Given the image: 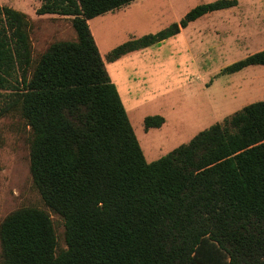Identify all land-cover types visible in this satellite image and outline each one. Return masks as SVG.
I'll return each instance as SVG.
<instances>
[{
  "label": "trees",
  "instance_id": "trees-1",
  "mask_svg": "<svg viewBox=\"0 0 264 264\" xmlns=\"http://www.w3.org/2000/svg\"><path fill=\"white\" fill-rule=\"evenodd\" d=\"M137 0H42L37 14L70 18L76 41L34 59L29 16L0 5V116L29 128L30 173L62 218L25 207L0 225V264H264V101L235 112L149 163L111 81L90 21ZM237 4L196 6L179 24L130 40L109 63ZM264 66V50L223 70ZM160 116L145 129L161 128Z\"/></svg>",
  "mask_w": 264,
  "mask_h": 264
},
{
  "label": "rangeland",
  "instance_id": "rangeland-1",
  "mask_svg": "<svg viewBox=\"0 0 264 264\" xmlns=\"http://www.w3.org/2000/svg\"><path fill=\"white\" fill-rule=\"evenodd\" d=\"M213 1L216 0H137L90 21L107 73L117 87L149 163L188 143L210 126L223 123L244 107L264 101V66L222 73L226 67L243 60L240 56L244 54L228 49L225 34L205 37L201 44L191 29L187 37H171L120 61L107 62L106 56L116 47L161 32L176 23L185 10ZM239 1L257 4L264 12V0ZM0 5L29 16L36 60L54 42L77 40L70 18L37 14L42 0H0ZM256 12V8L248 10L251 14ZM154 116L164 118L165 124L147 131L145 119ZM29 137V128L18 114L0 116V225L18 209H44L52 217L60 252L66 248L64 221L50 212L34 185Z\"/></svg>",
  "mask_w": 264,
  "mask_h": 264
},
{
  "label": "crops",
  "instance_id": "crops-1",
  "mask_svg": "<svg viewBox=\"0 0 264 264\" xmlns=\"http://www.w3.org/2000/svg\"><path fill=\"white\" fill-rule=\"evenodd\" d=\"M234 1L237 2L234 7L209 13L197 19L196 21L189 23L185 28H181L179 34L175 36L187 37V35L191 34V32H187L193 29V34H196L199 37L198 42L202 44L203 38L205 37L217 38L218 36H222L223 34H225L224 40L229 44L228 49L244 52V54L240 56L241 59H246L256 53L263 51L264 12L260 10V6L257 7V4H245V2H241L239 0ZM171 4L173 6H170V8L172 9L174 7V4L173 2H171ZM249 6L252 8H256L257 12L255 14L248 13V10L250 8ZM190 11L191 10L188 9L185 10L182 15L178 16L179 19H177L176 23L179 24L184 16Z\"/></svg>",
  "mask_w": 264,
  "mask_h": 264
}]
</instances>
